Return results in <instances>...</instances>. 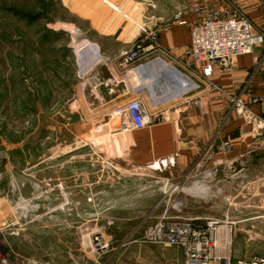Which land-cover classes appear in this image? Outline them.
<instances>
[{
	"label": "rangeland",
	"instance_id": "obj_1",
	"mask_svg": "<svg viewBox=\"0 0 264 264\" xmlns=\"http://www.w3.org/2000/svg\"><path fill=\"white\" fill-rule=\"evenodd\" d=\"M101 1L0 0V253L13 263L70 264L71 251V264H82L80 250L101 252L94 241L100 234L95 218L113 204L128 209L146 203L152 224L163 215L167 220L187 218L197 207L224 210L216 203L197 204L193 197L199 194L187 192L209 176L226 173L222 169L185 173L169 162L138 167L125 154L113 158L118 150L106 125L113 122L112 111L86 108L87 96L81 98L79 88L80 54L70 43H114L93 32L95 21L84 16L97 19L98 25L103 21L105 27L98 28L103 33L118 29L132 36L130 43H149L150 33L177 17L140 14L133 10L134 1L123 2L122 11L108 10ZM71 10L84 13L83 18ZM259 164L247 166L246 178L234 179L238 186L230 201L236 205L231 210L259 211L262 218L255 225L264 231V168ZM214 189L206 188L203 197L228 200ZM119 201L124 203L117 205ZM248 230L250 238L232 240V253L264 256V239L255 235L261 231ZM148 248L166 249L165 264H185L178 247ZM217 249L226 256L225 249ZM142 258L147 264V255Z\"/></svg>",
	"mask_w": 264,
	"mask_h": 264
},
{
	"label": "crops",
	"instance_id": "obj_2",
	"mask_svg": "<svg viewBox=\"0 0 264 264\" xmlns=\"http://www.w3.org/2000/svg\"><path fill=\"white\" fill-rule=\"evenodd\" d=\"M113 1L102 0L101 3L108 10L109 7L121 10L123 2L127 4L126 1H134L133 10H140V14L145 11L144 13L149 16L174 17L178 14L181 16L180 20L167 25L162 24L156 30L154 50L145 53L143 58L131 67L123 68L117 57L121 51L132 47L133 43H130L132 36L128 35L127 38L118 29H113L108 34L99 31L100 27H105L103 21L99 22L101 25L99 26L97 19L84 16L86 21H95L93 32L103 38H113L114 43H94L86 39L79 43H70V48L77 49L80 54L79 88L81 98L87 96L86 108L96 107L97 111L110 112L138 96L145 111L157 116V121L152 126L129 132L128 141L120 140L119 135L111 139V142L123 147L121 154L113 157L125 154L126 159L138 167L164 166L169 162L180 172L185 173L200 169L197 167L198 163L203 164L204 169H222L226 173L215 175L213 184L205 179L194 184L192 192L199 194L193 197L195 203H216L222 205L224 210L216 212L197 207L198 209L189 217L218 221L219 224L212 235L217 240L218 247L225 249V257L230 258V263L231 258L234 261L264 257H238L231 251L232 240L238 237L250 238L247 233L251 231L248 229L261 231L262 233L256 232L258 236L255 233L256 238L264 239V231L255 225L259 218H262L258 216L260 212H251L248 208L245 211L231 210L236 205L230 201L233 189L238 186L234 179L241 175L246 178L248 165L256 166L260 163L258 167L264 168V137H254L250 127L236 117L229 102L231 96L241 95L248 108L264 121V60L260 66H255L264 55V46L256 47L249 55L237 57L230 70L223 71L213 67L211 75L204 77L202 70L205 64H194L186 53L189 46V28L195 19L189 10L190 6L199 0ZM211 1L215 7L220 8L226 0ZM228 1L236 4L244 15L264 32V0ZM86 10L98 14L91 8ZM71 12L81 17L84 14L79 11ZM182 21H185V24H180ZM142 45L145 47L149 43ZM182 81L194 86V90L180 100L171 98L173 91L181 87ZM193 99L201 102V109L192 103ZM225 146H230L231 150L219 149ZM241 170L244 174L232 175L234 171ZM243 179H240L241 185ZM216 186L219 191L227 194L228 200L225 198L209 201L203 197L206 188L212 190ZM122 202L124 203L119 201L117 205H122ZM254 203L257 201L250 205ZM138 204L128 209L114 208L113 204L106 215L95 218L96 232L100 233L103 242L109 247L95 254L88 250H80L82 264H145L142 258L145 255L147 264L167 262L166 249H147L148 244L140 243L144 230L153 224L150 223L152 213L148 215L146 203ZM236 224H239L238 229L235 227ZM86 235L90 236L87 240L91 244V233ZM69 253L68 259L71 264L73 254L71 251Z\"/></svg>",
	"mask_w": 264,
	"mask_h": 264
},
{
	"label": "built area",
	"instance_id": "obj_3",
	"mask_svg": "<svg viewBox=\"0 0 264 264\" xmlns=\"http://www.w3.org/2000/svg\"><path fill=\"white\" fill-rule=\"evenodd\" d=\"M189 12L195 19L189 28L186 53L194 64H205L202 70L204 77L211 75L213 67L223 71L230 70L237 57L249 55L256 47L264 46V32L236 4L228 0L220 8L215 7L211 0H199L190 6ZM175 17L180 20L181 16L178 14ZM180 24H185V21ZM156 38L157 31H153L149 34V45L144 47L142 43H133L128 50L121 51L117 57L120 65L125 68L138 63L145 53L154 50ZM263 60L264 55L255 66H260ZM191 90H194V86L182 81L181 87L173 91L170 97L180 100ZM191 101L201 109L202 104L198 99ZM229 102L236 117L250 127L251 134L254 137H264V121L248 108L241 95L231 96ZM109 117L117 126L118 132L145 129L157 121L156 115L145 111L138 96L115 107ZM219 149L231 150L230 146ZM197 167L202 169L203 164L198 163ZM218 224L217 220L209 218L167 220L163 215L158 222L144 230L140 243L181 248L185 264H264V257L236 259L230 263L225 255L218 252L217 240L212 235ZM94 241L99 245L97 251L108 248L100 235L95 236ZM0 264L16 263L0 253Z\"/></svg>",
	"mask_w": 264,
	"mask_h": 264
},
{
	"label": "bare ground",
	"instance_id": "obj_4",
	"mask_svg": "<svg viewBox=\"0 0 264 264\" xmlns=\"http://www.w3.org/2000/svg\"><path fill=\"white\" fill-rule=\"evenodd\" d=\"M71 9V8H70ZM115 9H117L118 10V8L117 7H115ZM86 14V13H85ZM87 16H88V14H87ZM90 57V56H89ZM154 70V69H153ZM111 121H112V119H111ZM107 126H108V131L110 132V135H112L111 136V138L112 139H114V137H117L118 135H119V137H121L120 138V140L122 139V141L123 140H127L128 141V139L127 138H129V132L128 131H126V132H118V130H117V126H115V123L114 122H111V123H109V124H106ZM106 134V133H105ZM119 140V139H118ZM115 141H117L116 140V138H115ZM121 141V142H122ZM118 143H119V141H117ZM125 143V142H124ZM120 144V143H119ZM123 144V143H122ZM127 144V143H126ZM115 145H116V147H117V153H119V155L121 154V152L123 151L122 150V148H121V146H117V144L115 143ZM114 145V146H115ZM124 145V144H123ZM109 146V148H110V145H108ZM112 149V148H111ZM113 158H115V157H113ZM213 178H214V176H209V177H207L206 178V180H208V181H213ZM193 191V189H192V187L191 188H188L187 189V192H192Z\"/></svg>",
	"mask_w": 264,
	"mask_h": 264
}]
</instances>
